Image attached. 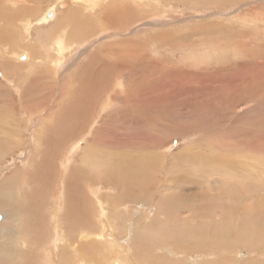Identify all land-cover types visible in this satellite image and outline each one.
Wrapping results in <instances>:
<instances>
[{"label": "rangeland", "instance_id": "obj_1", "mask_svg": "<svg viewBox=\"0 0 264 264\" xmlns=\"http://www.w3.org/2000/svg\"><path fill=\"white\" fill-rule=\"evenodd\" d=\"M55 10L54 22L36 25ZM57 35L75 47L58 70ZM0 73V185L15 171L25 183L13 186L22 203L0 194V239L3 206L25 226L16 264H113L123 255L128 264H264V243L252 251L264 238V0H109L89 13L71 0H0ZM100 81L111 87L95 98ZM9 130L11 144L2 142ZM118 140L138 170L127 193L101 175V145ZM95 141L100 167L84 153ZM102 231L114 240L88 236Z\"/></svg>", "mask_w": 264, "mask_h": 264}, {"label": "bare ground", "instance_id": "obj_2", "mask_svg": "<svg viewBox=\"0 0 264 264\" xmlns=\"http://www.w3.org/2000/svg\"><path fill=\"white\" fill-rule=\"evenodd\" d=\"M61 1H64V0H61ZM72 1V3H74L76 6H78V7H80V8H82L83 10H84V12L85 13H89V12H94L97 8H101L103 5H104V3H107L109 0H71ZM141 2H142V0H140ZM217 1H219V0H217ZM24 2V1H23ZM130 2V1H129ZM133 2V1H132ZM176 2V1H175ZM204 3H205V1H204ZM250 5V4H249ZM35 6V5H34ZM52 8H55V7H52ZM126 9H130L129 7H125ZM20 9V8H19ZM56 11V10H55ZM115 12H116V10H115ZM107 15H110V16H112L113 14H112V10L109 12L108 10H106L104 13H103V17L104 16H106L105 17V20L107 21V19H112V17H109V16H107ZM242 16V15H241ZM46 17V19L45 18H41V19H39V21L36 23V25H45V24H49L50 22H54L56 19H57V11L56 12H53V11H50V12H48V14L45 16ZM193 17V16H192ZM52 18V19H51ZM217 18V17H216ZM47 19H51V20H47ZM81 19V18H80ZM140 19H142V18H140ZM149 19V18H148ZM83 20V19H82ZM155 20H157V19H155ZM84 21V20H83ZM87 22H89V24L91 25V24H93V21L92 20H86ZM91 21V22H90ZM248 21V20H247ZM31 22V21H30ZM34 22H36V21H34ZM84 23H86L85 21H84ZM24 24V23H23ZM27 24V23H26ZM87 24V23H86ZM88 24V25H89ZM198 25V24H197ZM241 26V25H240ZM31 27H32V24H28V25H26V27L24 28L25 29V32H27V33H29L30 32V29H31ZM218 27V26H217ZM247 27V26H246ZM165 28V27H164ZM173 28H174V26H173ZM260 28V27H259ZM247 29V28H246ZM66 31H65V33H66V37H67V31H68V29H65ZM166 30V29H165ZM242 30V29H241ZM255 30V29H254ZM65 33H64V35H65ZM146 33V32H145ZM154 33V32H153ZM69 35H70V32L68 33ZM147 34V33H146ZM201 34V33H200ZM254 34H255V32H254ZM257 34V33H256ZM134 35V34H133ZM161 35H163V34H161ZM58 36V35H57ZM158 36H160V35H158ZM164 36V35H163ZM59 37V38H58ZM57 38V40L56 41H54V44H53V46H54V51H53V54H54V59L52 60V62L54 63L53 64V69H56V70H58V68L62 65V63L64 62V61H67L65 58H67L66 57V55L69 53H71L72 51H73V49H75V47H74V45H68V44H66V42H65V39H64V37L65 36H63V35H60V36H58ZM128 37V36H127ZM155 37V36H154ZM67 38H69V37H67ZM151 38V37H150ZM159 38H161V36L159 37ZM164 38V37H163ZM201 39H202V37H201ZM111 40V39H110ZM143 40V39H142ZM144 40H145V38H144ZM166 40V39H165ZM168 40V39H167ZM77 41V40H76ZM156 41V40H155ZM225 41V40H224ZM239 41V40H238ZM132 43V42H131ZM135 43V42H134ZM133 43V45H135ZM142 43V42H141ZM258 43V42H257ZM144 44V43H143ZM142 44V45H143ZM78 45V44H77ZM137 45H139V43L137 44ZM194 45V44H193ZM82 46V45H81ZM145 46H146V44H145ZM186 46H187V44H186ZM77 47V46H76ZM143 47V46H142ZM256 47V46H255ZM145 48V47H144ZM146 48H147V46H146ZM134 50H135V48H134ZM78 51V50H77ZM122 51V50H121ZM132 51V50H131ZM160 51V50H159ZM245 51V50H244ZM217 53V52H216ZM101 54V53H100ZM139 55V54H138ZM70 56V55H69ZM101 56V55H100ZM115 56V55H114ZM236 56V55H235ZM205 57V56H204ZM203 57V58H204ZM213 57V56H212ZM248 57V56H247ZM69 58H71V57H69ZM73 58V57H72ZM201 58V57H200ZM223 58V57H222ZM237 58V57H236ZM26 59H27V57H26ZM88 59H90V58H88ZM109 59V58H108ZM153 59V58H152ZM224 59V58H223ZM202 61V60H201ZM211 61V60H210ZM44 62V61H43ZM110 62V61H109ZM213 62V61H212ZM161 63V62H160ZM44 64V63H43ZM64 64H66V63H64ZM68 64H70V62L68 63ZM101 64V63H100ZM255 65V64H254ZM67 66V65H66ZM120 66H121V64H120ZM67 68H68V66H67ZM105 68V67H104ZM30 69V68H29ZM95 69V68H94ZM35 70V69H34ZM121 70V69H120ZM124 70V69H123ZM158 70V69H157ZM208 70V69H207ZM153 71V70H152ZM93 72V71H92ZM138 72V71H137ZM97 73V72H96ZM157 73V72H156ZM212 73V72H211ZM98 74H99V72H98ZM2 75V74H1ZM34 75V74H33ZM100 75V74H99ZM104 75H106L105 73H104ZM188 75V74H187ZM98 77V76H97ZM3 78V77H2ZM106 78V77H105ZM32 79V78H31ZM130 79V78H129ZM132 79V78H131ZM59 80V79H58ZM26 81V80H25ZM157 82V81H156ZM110 83H111V81L109 82V81H107V82H102V81H100V83H99V85H97L96 86V88H98V87H101V89L100 88H98V89H96V88H94L95 90H97L95 93H92V91H89V94H91V95H93V96H95V98H97L98 97V95L100 94V90L102 91V89L103 90H106L105 88H109L110 89V87H111V85H110ZM20 84V83H19ZM262 84V83H261ZM103 85V86H102ZM246 85V84H245ZM263 85V84H262ZM110 86V87H109ZM130 87V86H129ZM107 91V90H106ZM131 91V90H130ZM40 94V93H39ZM111 94V93H110ZM119 95V94H118ZM122 95V94H121ZM131 95V94H130ZM117 97V96H116ZM157 98V97H156ZM107 100V99H106ZM132 100V99H131ZM156 100H158V99H156ZM22 101V100H21ZM64 101H66V100H64ZM105 101V100H104ZM120 101V100H119ZM129 102V101H128ZM152 102V101H151ZM241 102V101H240ZM21 104H22V102H20ZM115 103V102H114ZM159 103V102H158ZM129 104V103H128ZM111 106V104H104V106ZM131 105V104H130ZM137 105V104H136ZM159 105V104H158ZM239 105V104H238ZM25 106V105H24ZM55 108V107H54ZM113 108V107H112ZM111 108V109H112ZM109 109V108H108ZM132 109V108H131ZM105 110V109H104ZM171 110H173V109H171ZM142 111V110H141ZM254 112H255V110H253ZM12 113V112H11ZM127 114V113H126ZM240 114V113H239ZM76 115V119H75V121H80L81 123L83 122V121H85V119L83 120V116L79 113V115L78 114H75ZM240 116V115H239ZM246 118V117H245ZM111 119V118H110ZM67 120V119H66ZM18 124V123H17ZM94 124V123H93ZM105 124V123H104ZM21 125V124H20ZM137 125V124H136ZM117 126V125H116ZM153 126V125H152ZM103 127V126H102ZM118 127V126H117ZM14 128H16L15 126H14ZM43 128V127H42ZM41 128V129H42ZM105 128V127H104ZM261 128V127H260ZM40 129V128H39ZM48 129L49 130H51V127H48ZM113 129V128H112ZM117 129H119V128H117ZM235 129V128H234ZM245 129V128H244ZM15 130H17V128L15 129ZM130 130V129H129ZM236 130V129H235ZM258 130V129H257ZM108 131V130H107ZM110 131V130H109ZM126 131H127V129H126ZM139 131V130H138ZM40 132V131H39ZM42 132V131H41ZM118 132V131H117ZM132 132V131H131ZM18 134H19V132H17ZM35 133V132H34ZM37 134H38V132H36ZM42 133H44V132H42ZM49 133V132H48ZM51 133V132H50ZM50 133H49V136H50ZM125 133V132H124ZM128 133V132H127ZM133 133V132H132ZM131 133V134H132ZM139 133V132H138ZM138 133H136V134H138ZM5 135V134H4ZM34 135V134H33ZM122 135H124L123 133H122ZM12 132H11V130H9L7 133H6V136H5V138L2 140V142H4V143H7V144H11V142H13V140H12ZM52 136V135H51ZM106 136V135H105ZM137 136V135H136ZM146 136V135H145ZM55 137H57V135L55 134ZM126 137V136H125ZM32 138V137H31ZM115 138H116V136H115ZM132 138V137H131ZM120 139V138H119ZM123 139V138H122ZM148 139V138H147ZM18 140H21V139H18ZM107 140V139H106ZM196 140V139H195ZM37 141V140H36ZM97 141H98V139H97ZM126 141H127V139H126ZM38 142H40V141H38ZM36 143V142H35ZM100 143H101V141H100ZM34 144V143H33ZM90 144V143H89ZM123 144V145H122ZM128 144H130V143H128ZM95 145H96V141H95V144L93 145V146H90V147H87L86 149H84V153H85V155H87L86 157H89L90 158V160H91V162H92V164H96V167H100L101 166V164H99V162H97V160H96V155H95V152H94V150H95ZM35 146V145H34ZM101 146H103V147H101L100 148V152H102V153H104V154H102L104 157H103V159H106V161H107V164L105 165L106 166V168H101V170H103L102 172H101V175H103L105 172L107 173V175L111 178H109V179H107V178H105V182L107 183V185L108 184H115V185H118V186H121V188H122V191L124 192V193H127L133 186H134V183L130 180L131 179V173L133 172V171H135V173H134V175L136 174L137 175V171L138 170H136L133 166H132V164H131V160H128L127 159V157L130 155L131 156V154H130V152H131V150H130V146H126L125 145V143H121V140H118V141H116L115 143H111V142H106V143H103V145H101ZM39 147V146H38ZM54 147V146H53ZM177 147V146H176ZM45 148V147H44ZM82 148V147H81ZM154 148V147H153ZM73 149V148H72ZM142 149V148H141ZM224 149V148H223ZM2 150V149H1ZM75 151H76V149H74ZM149 150H151V149H149ZM190 150V149H189ZM206 150V149H205ZM222 150V149H221ZM53 152V151H52ZM73 152V151H72ZM76 152H78V151H76ZM151 152V151H150ZM212 152H214V151H212ZM231 152V151H230ZM6 153H8L7 151H6ZM30 153V152H29ZM33 153V152H32ZM31 153V154H32ZM37 153V152H36ZM35 153V154H36ZM38 153L40 154L41 153V151L40 150H38ZM54 153V152H53ZM77 154V153H76ZM149 154V153H148ZM69 155V154H68ZM199 156H201L200 154H198ZM197 155V156H198ZM28 156V155H27ZM31 156V155H30ZM34 155H32V160H33V158H36V160H37V157H33ZM139 156L140 155H136V156H134V158H139ZM182 155H180L179 157H181ZM164 157H166V156H164ZM27 158V157H26ZM29 158H31V157H29ZM145 158V157H144ZM166 158H168V157H166ZM171 158V157H170ZM39 159V158H38ZM172 159V158H171ZM75 160H77V159H75ZM204 160V159H203ZM202 160V161H203ZM242 160V159H241ZM30 161V160H29ZM82 161H84L85 162V159H82ZM212 161V160H211ZM31 162V161H30ZM69 162H70V164H71V168H72V161H70V158H68L67 157V159L65 160V162L64 163H67V164H69ZM87 162V161H86ZM213 162H214V160H213ZM75 163V162H74ZM80 163V162H79ZM90 163V162H89ZM21 164V163H20ZM29 164V163H28ZM35 164V163H34ZM91 164V163H90ZM103 164H105L104 162H103ZM219 164V163H218ZM203 165V164H202ZM216 165V164H215ZM84 166V165H83ZM163 166V165H162ZM162 166H159L160 168L162 167ZM174 166H175V164H174ZM206 166H209V165H206ZM211 166V165H210ZM221 166H223V165H221ZM102 167H104V165H102ZM164 168H165V166H163ZM162 167V168H163ZM218 167V166H217ZM225 167V166H224ZM230 167V166H229ZM29 168H31L30 166H29ZM159 168V169H160ZM177 168V167H176ZM194 168V167H193ZM212 168V167H211ZM134 169V170H133ZM166 169V168H165ZM164 169V170H165ZM71 170V169H70ZM161 170V169H160ZM208 171V170H207ZM164 172H166V171H164ZM174 172V171H173ZM74 173V172H73ZM79 173V172H78ZM77 173V174H78ZM96 173V172H95ZM168 173H170V172H167V174ZM25 174V173H24ZM159 175V174H158ZM27 176V175H26ZM29 176V175H28ZM98 176V174L96 173V180H98V181H100V182H102V178H98L97 177ZM112 176V177H111ZM156 176H157V174H156ZM165 176V175H164ZM65 177H67V175L65 176ZM64 177V178H65ZM152 177V176H151ZM171 177V176H170ZM26 178V177H25ZM31 178V177H30ZM63 178V177H62ZM153 178V177H152ZM167 178V177H166ZM32 179V178H31ZM70 179V178H69ZM69 179L65 182L64 181V183L63 184H65V192H67V191H70L69 190V188L71 187V183H70V181H69ZM133 179V178H132ZM30 180V179H29ZM169 180H171L170 178L167 180L168 182H169ZM62 181H63V179H62ZM74 181V180H73ZM166 181V182H167ZM203 181V180H202ZM82 182H83V180H82ZM153 182V181H152ZM159 182V181H158ZM163 182H165V181H163ZM173 182V181H172ZM217 182V181H216ZM219 182H220V180H219ZM155 183V185L157 184L156 182H154ZM23 184V185H22ZM135 184H137V183H135ZM218 184V183H217ZM216 184V185H217ZM24 185H25V183L23 182V180L21 179V177H20V171H15L11 176H10V178H9V180L7 181V183H5L4 185H0V194L1 193H3L4 191H5V193L6 194H10L12 197H13V199H15V202L16 203H22L21 202V200L19 199V197H18V195H17V192H16V190H14L15 188L14 187H17V189H19V188H24L25 189V187H24ZM102 185H104V184H102ZM158 185V184H157ZM168 185V184H167ZM14 186V187H13ZM23 186V187H22ZM109 186V185H108ZM154 186V185H153ZM12 187H13V189H12ZM116 187V186H115ZM155 187H157V186H155ZM205 186H203V188H204ZM158 188V187H157ZM252 188V187H251ZM53 189V188H52ZM80 189H84V186H81V188ZM169 189V188H168ZM206 189V188H205ZM204 189V190H205ZM20 190V189H19ZM26 190H28L27 188H26ZM63 190V189H62ZM194 190V189H193ZM151 191V190H150ZM16 192V193H15ZM98 192V191H97ZM120 192V191H119ZM205 192V191H204ZM119 194V193H118ZM93 196H94V199L96 200V204H98V213H99V216H100V218H102V219H106V220H108V217L106 216V214L108 213L109 214V212L108 211H106L107 209H105V202H104V200H103V196H102V200L99 198V196L95 193V194H92ZM101 195H103V194H101ZM243 196V195H242ZM59 198V197H58ZM64 198V194L62 193V195H61V199H63ZM108 198H110V197H108ZM113 198V197H112ZM133 198V197H132ZM263 198V197H262ZM120 199H121V197H119V198H116V201L117 202H119L120 201ZM52 200V199H51ZM59 200V199H58ZM65 200H66V198H65ZM215 200V199H214ZM228 201V200H227ZM258 201H260V200H258ZM59 202V201H58ZM58 202L56 203V204H58ZM62 202H63V200H62ZM54 203V202H53ZM106 203H108V202H106ZM126 203V202H125ZM192 203H194V202H192ZM42 204V203H41ZM63 204V203H62ZM210 204V203H209ZM213 204H215L214 202H213ZM227 204V203H226ZM264 204V203H263ZM55 205V204H54ZM117 205H119V204H117ZM242 205V204H241ZM56 206V205H55ZM55 206L53 207V208H55ZM61 206V205H60ZM63 206V205H62ZM127 206V205H126ZM128 206H130V204L128 205ZM133 206V205H132ZM215 206V205H214ZM49 207H51V206H49ZM48 207V208H49ZM57 207V206H56ZM110 207V206H109ZM47 208V207H46ZM46 208H45V210H46ZM92 208V207H91ZM107 208V207H106ZM11 209H12V207H9L8 208V205H5V206H3L2 208H1V210H5V214H4V217H3V220H5L4 221V223L6 222L8 225L7 226H5V228H4V230L6 231V235H4V240H1L0 239V264H16V262L18 261L19 263H20V261H19V258H16V257H14L15 256V253L17 252V250H16V247H17V239H18V241H20V244H19V246H18V248L19 249H21V251H24L23 249H24V247L25 246H23L24 244H25V242H24V240H23V236L25 235V226L24 225H21V224H19L18 223V221L19 220H17V215L15 214V213H11ZM67 209V208H66ZM93 209V208H92ZM122 210H124L123 209V207L121 208ZM58 210H59V208H58ZM132 210V209H131ZM207 210V209H206ZM226 210V209H225ZM46 211H48V209L46 210ZM46 211H44V212H46ZM214 211V210H213ZM239 211V210H238ZM49 212V211H48ZM55 212H56V210H55ZM64 212V211H63ZM193 212V211H192ZM195 212H196V210H195ZM230 212V211H229ZM39 213V211L37 210V214ZM51 213H53V211L51 212ZM111 213V212H110ZM122 213V212H121ZM56 214V213H55ZM61 214V213H60ZM197 214V213H196ZM235 214H236V212H235ZM234 214V215H235ZM258 214V213H257ZM62 215V214H61ZM69 215V214H68ZM261 215V214H260ZM56 216V215H55ZM57 216H58V213H57ZM67 216V215H66ZM20 217V216H19ZM198 217V216H197ZM200 217V216H199ZM228 217V216H227ZM53 218H55L54 217V215H53V217H52V219ZM95 218V217H94ZM201 218V217H200ZM199 218V219H200ZM98 219V218H97ZM195 219V218H194ZM218 219V218H217ZM263 219V218H262ZM51 220V219H50ZM63 220V219H62ZM105 220V221H106ZM209 220V219H208ZM254 220V219H253ZM54 220H52V223H54L55 224V222H53ZM188 221V220H187ZM41 222V221H40ZM51 222V221H50ZM49 222V224H50V226H53V224L51 225V223ZM63 222V221H62ZM191 222V221H190ZM44 223V222H43ZM64 223V222H63ZM101 223H104V222H101ZM131 223V222H130ZM141 223V222H140ZM47 225V224H46ZM236 225V224H235ZM261 225V224H260ZM44 226V225H43ZM57 226V225H56ZM54 227H55V225H54ZM103 229H105L106 230V226L103 224ZM240 227V226H239ZM245 227V226H244ZM243 227V228H244ZM247 227V226H246ZM254 227V226H253ZM110 228L112 229V227L110 226ZM130 228V227H129ZM60 229V228H59ZM235 229V228H234ZM238 229V228H237ZM253 229H255V228H253ZM252 229V230H253ZM2 230H3V228H0V234H1V232H2ZM56 230V229H55ZM115 230V229H114ZM113 230V231H114ZM231 230H233V229H231ZM256 230V229H255ZM258 230V229H257ZM5 231H3V232H5ZM59 231V230H58ZM69 231V230H68ZM109 231H111V230H109ZM245 231V230H244ZM63 232H64V230H63ZM76 232H77V229H76ZM86 232V231H85ZM254 232V231H253ZM57 233V232H56ZM78 233V232H77ZM105 233V232H104ZM104 233H103V231L101 232V233H95V234H88V236L89 237H91L92 238V236H93V238L94 239H97V240H99V241H105V239H108V243H111V242H109V241H113L114 239H113V237H111V235H109L108 236V238L106 237V235H104ZM246 233H249V232H246ZM109 234V233H108ZM114 234V233H113ZM249 234H251V233H249ZM260 234V233H259ZM258 234V235H259ZM76 235V234H75ZM82 235V234H81ZM83 235H86L85 233L83 234ZM116 235V234H115ZM114 235V236H115ZM132 235V234H131ZM244 235V234H243ZM237 236V235H236ZM240 236V235H239ZM57 237V236H56ZM246 237V236H245ZM77 239V238H76ZM75 239V240H76ZM222 239H224V238H222ZM57 240V242H58V238L56 239ZM78 240V239H77ZM90 240V239H89ZM87 241V240H86ZM90 241H92V240H90ZM229 241V240H228ZM244 241V240H243ZM242 241V242H243ZM248 241V240H247ZM63 242H65L64 240H63ZM83 242V241H82ZM189 242V241H188ZM196 242H197V239H196ZM199 242V241H198ZM239 242H241V240L239 241ZM241 242V243H242ZM68 243V242H67ZM123 243V242H122ZM126 243V242H125ZM164 243V242H163ZM264 243V238L263 239H261L260 241H258V243L257 244H255L256 246H253L255 249H253L252 248V251H257L258 249H259V247H260V245L261 244H263ZM27 244V243H26ZM34 244V243H33ZM59 244V243H58ZM63 244V243H62ZM77 244V243H76ZM88 244V243H87ZM93 244V243H92ZM104 244V243H103ZM166 244V243H165ZM190 244V243H189ZM30 245V244H29ZM39 245V244H38ZM38 245H36V246H38ZM49 245V244H48ZM55 245H56V241H55ZM66 245V244H65ZM70 245V244H69ZM164 245V244H163ZM193 245H196V244H193ZM198 245V244H197ZM200 245V244H199ZM248 245H249V243H248ZM253 245V244H252ZM31 246H33V245H31ZM59 246H61V245H59ZM247 246V245H246ZM79 247V246H78ZM97 247H99V246H97ZM154 247V246H153ZM187 247V246H186ZM249 247V246H248ZM44 247H42V249H43ZM58 248V247H57ZM70 248H71V245H70ZM82 248H83V246H82ZM101 248V247H100ZM116 248H122L121 246H119V245H117L116 244V246H115V249ZM43 250H45V249H43ZM102 250V249H101ZM173 250V249H172ZM187 250V249H186ZM30 251V250H29ZM32 251V250H31ZM30 251V252H31ZM38 251V250H37ZM76 251H77V248H76ZM104 251V250H103ZM163 251V250H162ZM184 251V250H183ZM230 251V250H229ZM247 251V250H246ZM259 251V250H258ZM257 251V252H258ZM263 251V250H262ZM30 252H28V253H30ZM47 252V251H46ZM55 252V251H54ZM110 252H112V251H110ZM164 252V251H163ZM170 252H174V251H170ZM169 252V253H170ZM57 253H59V252H57ZM90 253V252H89ZM123 253H127V249L126 248H124V250H122V252L121 253H119V254H123ZM258 253H260V252H258ZM73 254V253H72ZM78 254V253H77ZM177 254V253H176ZM183 254V253H182ZM196 254V253H195ZM238 254V253H237ZM237 254H235L236 255V257H237ZM23 255V254H22ZM111 255V254H110ZM175 255V254H174ZM209 255H210V253H209ZM239 255V254H238ZM19 256H21V255H19ZM33 256V255H32ZM35 256V255H34ZM39 257L41 256V258H42V255H38ZM64 256V255H63ZM167 256V255H166ZM173 256V255H172ZM177 256V255H176ZM180 256V255H179ZM183 256V255H182ZM181 256V257H182ZM202 256V255H201ZM211 256V255H210ZM254 256V255H253ZM44 257V256H43ZM51 257V256H50ZM126 256L125 255H123V256H116V260L113 262V264H128L127 263V260H126V258H125ZM188 257H190V256H188ZM196 257V256H195ZM205 257V256H204ZM212 257V256H211ZM210 257V258H211ZM216 257H217V255H216ZM259 257V256H258ZM114 258V257H113ZM176 258H179V257H176ZM207 258H209V257H207ZM36 259H38V258H36ZM40 259V258H39ZM43 259V258H42ZM51 259V258H50ZM57 259H58V257H57ZM181 259V258H180ZM213 259V258H212ZM29 260V259H28ZM33 260V259H32ZM44 260V259H43ZM49 260V259H48ZM197 260H199V258L197 259ZM25 261V260H24ZM38 261V260H37ZM52 261V260H51ZM79 261H81V262H76V263H78V264H84V262H82V260H79ZM106 261V259L103 261V262H105ZM201 261V259L199 260V262ZM203 261V260H202ZM205 261H206V258H205ZM36 262V261H35ZM44 262V261H43ZM48 262V261H47ZM47 262L45 261V264H47ZM58 262V261H57ZM134 262V261H133ZM174 262H176V261H174ZM26 263V262H25ZM37 263V262H36ZM40 263V262H39ZM50 263H52V262H50ZM60 263V262H59ZM86 263V262H85ZM92 263V262H91ZM90 263V264H91ZM149 263H150V261H149ZM191 263V262H190ZM195 263H196V260H195ZM202 263V262H201ZM207 263H208V261H207ZM234 263V262H233ZM22 264H24V263H22ZM28 264H29V262H28ZM111 264H112V262H111ZM192 264V263H191ZM211 264V263H210Z\"/></svg>", "mask_w": 264, "mask_h": 264}, {"label": "water", "instance_id": "obj_3", "mask_svg": "<svg viewBox=\"0 0 264 264\" xmlns=\"http://www.w3.org/2000/svg\"><path fill=\"white\" fill-rule=\"evenodd\" d=\"M1 74V73H0ZM1 220V219H0Z\"/></svg>", "mask_w": 264, "mask_h": 264}]
</instances>
